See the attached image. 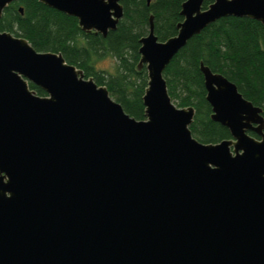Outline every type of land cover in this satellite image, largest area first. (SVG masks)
<instances>
[{
    "label": "water",
    "instance_id": "1",
    "mask_svg": "<svg viewBox=\"0 0 264 264\" xmlns=\"http://www.w3.org/2000/svg\"><path fill=\"white\" fill-rule=\"evenodd\" d=\"M39 1L102 36L123 13L119 0ZM179 14L164 40L151 14L138 38L140 119L60 52L0 30V264H264L261 107L200 60L209 116L229 132L201 142L162 76L219 17L264 25V0H183Z\"/></svg>",
    "mask_w": 264,
    "mask_h": 264
},
{
    "label": "trees",
    "instance_id": "2",
    "mask_svg": "<svg viewBox=\"0 0 264 264\" xmlns=\"http://www.w3.org/2000/svg\"><path fill=\"white\" fill-rule=\"evenodd\" d=\"M122 16L105 36L85 32L72 15L51 8L39 0H13L0 14V30L23 36L36 50L60 52L64 59L92 76L97 84L136 119L143 118L141 95L146 86L144 66L137 67L138 38L146 33L151 14L158 40L176 32L183 0H119ZM209 0H202V7ZM21 6V11L18 7ZM109 55L114 70L97 69L96 57ZM221 72L236 84L238 91L261 107L264 118V25L246 16L219 17L189 37L165 65L162 76L170 99L177 106L191 105L188 127L201 142H216L229 137L227 128L210 118L198 62ZM28 86L38 95L45 92L32 82ZM248 133L256 136L253 130Z\"/></svg>",
    "mask_w": 264,
    "mask_h": 264
},
{
    "label": "rangeland",
    "instance_id": "3",
    "mask_svg": "<svg viewBox=\"0 0 264 264\" xmlns=\"http://www.w3.org/2000/svg\"><path fill=\"white\" fill-rule=\"evenodd\" d=\"M93 64L97 69L110 72L114 70V59L109 55L96 57L93 61Z\"/></svg>",
    "mask_w": 264,
    "mask_h": 264
}]
</instances>
